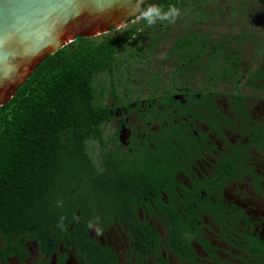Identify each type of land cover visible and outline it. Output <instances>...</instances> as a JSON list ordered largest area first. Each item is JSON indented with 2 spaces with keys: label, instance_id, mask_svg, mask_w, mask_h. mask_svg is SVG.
Wrapping results in <instances>:
<instances>
[{
  "label": "trees",
  "instance_id": "obj_1",
  "mask_svg": "<svg viewBox=\"0 0 264 264\" xmlns=\"http://www.w3.org/2000/svg\"><path fill=\"white\" fill-rule=\"evenodd\" d=\"M187 2L152 0L141 6L139 17L150 3L166 10L170 5L181 9ZM130 21L125 28L111 29L96 37L77 36L39 64L0 107V264H9L12 258L23 264L30 255L29 243L38 250L37 264H50L53 257L55 264H66L71 256L80 264H117L111 249L90 236V230L100 218L110 220L114 215L119 216V222H125L127 217L125 223L133 225L125 226L133 244L132 255L140 261L148 255L160 261L162 239L153 227L140 223L136 216L113 213L116 183L107 177L115 175L117 167L123 173L130 165L119 166V143L103 136V124L112 117L105 100L118 94L114 72L121 63H117V58L128 48L133 53L130 56L138 55L134 52L140 50L152 52L161 40L152 35V28L159 21L151 26L142 18L135 24ZM146 28L152 36L146 44L139 45ZM209 37L210 34L186 30L177 36L165 56L176 64L172 81L185 78L180 76L188 73L202 77L199 92L182 82L173 86L175 94L159 96L161 100L168 96L167 101L173 102L171 95H184L187 89L189 94L208 98L221 93L219 86L233 84L235 93L230 94V110L233 118L245 120L248 111L244 88L264 95V36L245 65L240 52L227 48V38L225 44L217 45ZM100 74L109 77V89L96 84ZM160 81L159 73L148 78V95L153 96L152 89L160 91ZM159 104L160 100L151 110ZM181 133L180 129L163 132L153 141V147L146 144L145 150L139 151L140 156L135 157L152 161L145 164L153 170V160L170 158L177 152ZM254 133L253 141H261L263 137L257 135L261 133ZM108 142L114 147H108ZM89 143L100 148L107 173L89 153ZM226 161L228 166H223L219 174L228 177L234 174L237 162L230 158ZM168 218L169 250L186 259L192 258L190 242L199 240L198 236L202 239L201 229L194 226L193 216L188 218L186 226L182 225L179 214L171 213ZM95 227L99 234L107 228ZM200 243L204 245V240Z\"/></svg>",
  "mask_w": 264,
  "mask_h": 264
},
{
  "label": "flooded vegetation",
  "instance_id": "obj_2",
  "mask_svg": "<svg viewBox=\"0 0 264 264\" xmlns=\"http://www.w3.org/2000/svg\"><path fill=\"white\" fill-rule=\"evenodd\" d=\"M184 90V95H171L173 102L167 101L168 96L161 100L160 96L148 94L107 96L105 100L112 117L103 124V131L114 123L110 139L119 143V166L130 164L123 173L117 167L115 175L107 176L116 183L113 213L136 216L140 223L153 227L162 239L160 261L151 255L140 261L132 255L133 244L125 226L133 225L125 223L127 217L125 222H119V216L115 215L110 220L100 218L95 226L107 228L99 234L93 226L90 236L111 249L117 264H264V116L258 119L246 98L247 119L239 121L233 118L230 104L226 109L219 107L217 96L203 98ZM110 98L113 100L107 104ZM158 100L160 104L152 111ZM161 129L164 133L180 129L181 138L176 143L177 152L170 158L153 160L155 166L151 170L145 163L152 161H143L135 155L140 156L138 153L145 150L146 144L153 147V141L163 134ZM256 131L263 137L259 142L253 141ZM107 146L114 147L109 142ZM97 149L98 167L107 173L98 145ZM165 151L167 155L166 148ZM229 158L237 165L234 174L225 177L219 172L228 166L224 160ZM152 171L156 175L150 174ZM171 213L179 214L184 226L193 216L194 226L201 229L202 239L198 236L199 240L190 242L193 251L190 259L168 248L166 229ZM111 232L121 236L126 247L122 261L119 247L110 242ZM27 247L30 255L23 264L31 259L32 248L37 264L36 246L29 243ZM11 260L15 259L8 263ZM53 260L50 264H55ZM80 263L72 256L66 261V264Z\"/></svg>",
  "mask_w": 264,
  "mask_h": 264
},
{
  "label": "rangeland",
  "instance_id": "obj_3",
  "mask_svg": "<svg viewBox=\"0 0 264 264\" xmlns=\"http://www.w3.org/2000/svg\"><path fill=\"white\" fill-rule=\"evenodd\" d=\"M140 19L141 17L138 14L131 19L132 21H129L131 24H135ZM126 26L127 24L123 28ZM186 30L210 34L209 40L217 45L225 44L224 38H227L229 40L226 45L227 48L231 52H240L242 64L245 65L251 61L257 50V45L264 36V0H188L187 4L179 9V15L174 22H161V24L159 22L153 26L152 35L156 38L161 37V40L159 39L152 52L140 50L134 52L138 55L130 56L133 53L128 48L118 56L117 63H121V65L114 72L115 82L117 83V96L127 95L129 94L127 93L128 91L131 92L130 95L132 96H147V93H149L148 78L155 73H159L162 86L160 91L150 90L155 97L160 94H175L173 86H179L182 82H184L185 86L199 92L203 85L202 77L188 73L186 76H180L185 78L172 81V71L176 68V64L165 58L167 51L177 36L186 32ZM141 34L139 45L146 44L147 40L152 36L148 32V28L143 30ZM258 60L259 57L255 59V62ZM96 84H103L109 89V77L105 74L98 75ZM218 89L221 93L217 95V104L220 108L226 109L231 99L230 94L235 93L234 85L224 84L219 86ZM243 92L249 99L248 104L252 108L250 110L255 111L258 119H262L264 116V95L246 88H244ZM109 96L111 97V95ZM112 100L113 98H110L107 104H111ZM113 128L114 123H111L106 128L104 131L105 139L110 138ZM88 151L94 160L98 158L97 144L89 143ZM229 190L232 191L233 187ZM110 239L113 246L117 249L119 247L118 251L123 255L122 257L119 256V258L122 261L123 257H126V247L123 245L122 237H118L114 232H111ZM32 249L31 259L26 264H34L37 259L35 248ZM226 250H229V248L227 247ZM9 264L18 263L15 260H11Z\"/></svg>",
  "mask_w": 264,
  "mask_h": 264
},
{
  "label": "water",
  "instance_id": "obj_4",
  "mask_svg": "<svg viewBox=\"0 0 264 264\" xmlns=\"http://www.w3.org/2000/svg\"><path fill=\"white\" fill-rule=\"evenodd\" d=\"M152 0H0V107L77 36L123 28Z\"/></svg>",
  "mask_w": 264,
  "mask_h": 264
},
{
  "label": "clouds",
  "instance_id": "obj_5",
  "mask_svg": "<svg viewBox=\"0 0 264 264\" xmlns=\"http://www.w3.org/2000/svg\"><path fill=\"white\" fill-rule=\"evenodd\" d=\"M179 15V9L170 5L166 10L162 9L156 3H150L141 13V18L144 22L151 26L159 22H174Z\"/></svg>",
  "mask_w": 264,
  "mask_h": 264
}]
</instances>
